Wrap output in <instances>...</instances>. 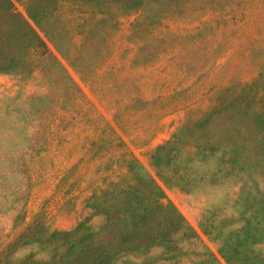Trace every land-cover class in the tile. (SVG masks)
I'll list each match as a JSON object with an SVG mask.
<instances>
[{"label": "rangeland", "instance_id": "rangeland-1", "mask_svg": "<svg viewBox=\"0 0 264 264\" xmlns=\"http://www.w3.org/2000/svg\"><path fill=\"white\" fill-rule=\"evenodd\" d=\"M12 1L83 97L106 117L115 95L125 97L142 86L151 101L135 100L133 106L152 111L145 132L150 139L132 143L122 134L130 153L221 264H264V0H147V25L137 26L148 32L129 33L123 42H149L144 51L159 53L156 65L165 64L168 74L159 73L160 66L145 77L137 66L130 72L126 61L120 71H103L95 84L98 63L81 56L82 66L64 54L33 20L32 2ZM129 20L112 25L118 30L110 34L111 47L132 26ZM47 25L56 33L69 23L54 18ZM196 26L201 29L194 31ZM151 30L157 35L147 37ZM66 37L63 47L71 34ZM64 87L57 75L0 73V248L36 216L47 234L84 218L98 224L89 197L115 176L117 158L106 164L112 169L105 178L85 139L67 137L65 126L56 133L43 130ZM17 249L21 256L37 248Z\"/></svg>", "mask_w": 264, "mask_h": 264}, {"label": "trees", "instance_id": "trees-1", "mask_svg": "<svg viewBox=\"0 0 264 264\" xmlns=\"http://www.w3.org/2000/svg\"><path fill=\"white\" fill-rule=\"evenodd\" d=\"M28 1L36 12V15L30 12L33 20L58 49L62 46L65 51H61L82 66L81 56L98 63L92 78L94 84L103 71H120L126 61L129 71L137 66L145 77V73H152L160 66L159 73L168 74L165 64L156 65L161 59L159 53L144 51L149 42L132 45L123 42L129 33L148 32L137 26L147 25V0ZM54 18L69 25H61L55 33L47 25ZM124 18L132 26L111 47L110 34L118 30L112 25H121ZM151 31L147 37L157 35ZM215 32L216 27L209 34ZM68 33L71 40L63 47L60 42L67 39ZM0 73L24 78L45 73L50 79L57 75L64 83L61 91L64 95L52 106L51 120L47 127L43 125V130L54 128L56 133L65 126L63 133L67 137L73 133L85 139L91 144V156L98 158L105 178L107 170L112 169L106 166L109 161L117 158L118 168L115 176L104 179L103 185L89 197L91 216L99 217L97 225L91 223V218H84L71 229L54 228L47 234L48 226L41 225L36 216L0 248V264H221L175 205L166 200L160 185L130 153L122 137L127 135L130 142L142 144L150 139L145 132L152 122V111L133 106L135 100L140 105L151 101L142 93V86L134 94L115 95L105 107L110 114V118L106 117L94 102L83 97L58 56L12 0H0ZM47 115L48 111H43L44 119ZM182 148L184 153L188 151L185 146ZM23 244H34L37 249L20 256L17 248Z\"/></svg>", "mask_w": 264, "mask_h": 264}]
</instances>
